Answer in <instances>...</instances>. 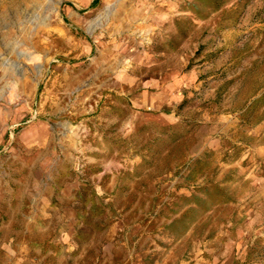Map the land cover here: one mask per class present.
Here are the masks:
<instances>
[{"label": "rangeland", "instance_id": "obj_1", "mask_svg": "<svg viewBox=\"0 0 264 264\" xmlns=\"http://www.w3.org/2000/svg\"><path fill=\"white\" fill-rule=\"evenodd\" d=\"M0 264H264V0H0Z\"/></svg>", "mask_w": 264, "mask_h": 264}]
</instances>
